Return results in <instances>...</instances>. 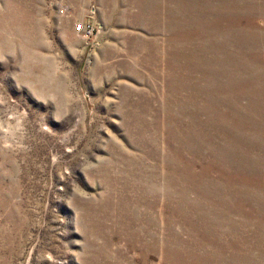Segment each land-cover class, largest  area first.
Wrapping results in <instances>:
<instances>
[{"label": "rangeland", "instance_id": "1", "mask_svg": "<svg viewBox=\"0 0 264 264\" xmlns=\"http://www.w3.org/2000/svg\"><path fill=\"white\" fill-rule=\"evenodd\" d=\"M0 264H264V0H0Z\"/></svg>", "mask_w": 264, "mask_h": 264}, {"label": "built area", "instance_id": "2", "mask_svg": "<svg viewBox=\"0 0 264 264\" xmlns=\"http://www.w3.org/2000/svg\"><path fill=\"white\" fill-rule=\"evenodd\" d=\"M74 31L77 34L84 35L87 38L93 36L95 29L92 27L90 22H82L80 25L74 26Z\"/></svg>", "mask_w": 264, "mask_h": 264}]
</instances>
